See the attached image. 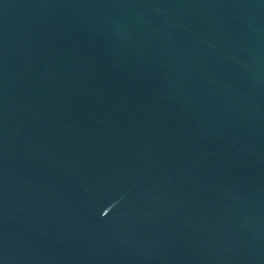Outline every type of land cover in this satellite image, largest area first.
<instances>
[{
    "label": "water",
    "instance_id": "1",
    "mask_svg": "<svg viewBox=\"0 0 264 264\" xmlns=\"http://www.w3.org/2000/svg\"><path fill=\"white\" fill-rule=\"evenodd\" d=\"M0 264H264V0H0Z\"/></svg>",
    "mask_w": 264,
    "mask_h": 264
}]
</instances>
